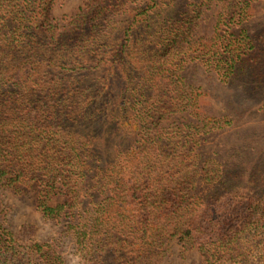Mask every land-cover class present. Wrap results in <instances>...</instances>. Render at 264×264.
<instances>
[{
  "label": "trees",
  "instance_id": "1",
  "mask_svg": "<svg viewBox=\"0 0 264 264\" xmlns=\"http://www.w3.org/2000/svg\"><path fill=\"white\" fill-rule=\"evenodd\" d=\"M57 2L0 0V264H68L70 241L85 264H250L264 1L83 0L61 17ZM8 194L60 232L18 246Z\"/></svg>",
  "mask_w": 264,
  "mask_h": 264
},
{
  "label": "rangeland",
  "instance_id": "2",
  "mask_svg": "<svg viewBox=\"0 0 264 264\" xmlns=\"http://www.w3.org/2000/svg\"><path fill=\"white\" fill-rule=\"evenodd\" d=\"M82 3L83 0H58L55 7V14L59 17L70 15L76 11ZM255 11L258 13L259 19L264 20V4L256 6ZM240 120L239 127L243 126L242 128L256 124V122L254 123L255 120L250 119V117L241 118ZM242 121L247 122L243 123ZM261 125L263 129L262 144L264 147V118H261ZM237 130L238 128L235 132H230L224 136V142H234L237 140ZM125 152L127 160L130 162L128 177H130L137 185H142L143 175L137 170L138 165L135 158V151L133 149H128ZM262 193L264 196V189H262ZM5 209L9 210L8 217L11 220L9 226L10 230L14 233L16 242L19 244L18 246H24L32 242L49 241L61 230V225H56L54 221H46L41 216L36 209L33 198L31 197H14L11 196V194H8L5 199ZM255 239L259 241L256 242L259 244L255 245L254 241L250 243V249L248 251L250 264H264V229H262V233ZM63 255L67 259L68 264H85L75 254L71 241L65 247ZM186 256L187 259H177L174 256L172 257V260L181 264H202L200 256L196 252L187 253ZM167 261H169V259H167Z\"/></svg>",
  "mask_w": 264,
  "mask_h": 264
}]
</instances>
